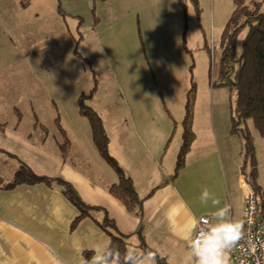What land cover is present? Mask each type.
Returning <instances> with one entry per match:
<instances>
[{"label": "crops", "instance_id": "0c3cea01", "mask_svg": "<svg viewBox=\"0 0 264 264\" xmlns=\"http://www.w3.org/2000/svg\"><path fill=\"white\" fill-rule=\"evenodd\" d=\"M42 1L33 0L28 8ZM125 1L128 5H123ZM134 1L136 4L133 0H120L115 6V0H96L98 20L92 11L94 0L60 3L68 17L80 19L85 12L92 14L96 28L104 22L109 25L105 31L95 33L99 48L106 50L111 61L109 73L123 93V109L118 110L115 105L117 110H112L107 104L91 106L103 119L111 155L132 177L144 200L142 219L110 193L109 188L118 176L99 153L88 119L74 110L75 113L62 118L71 121L63 122L70 141L66 158L60 148L62 135L53 139L43 123V127L34 123L31 130L16 131L22 153L33 151L27 161L15 146L0 144V264H85L98 244L110 241L93 218H84L72 227L80 211L60 185L41 182L6 187L20 161L38 174L68 180L86 201L106 208L119 229L131 235L125 248L141 251L136 233L142 229L149 247L169 264H191L183 237L197 228L200 215L211 214L227 204L231 218L244 224L243 138L231 133V119L223 113L222 117L216 115L211 97L197 96L193 126L196 138L184 166L174 175L191 87V69L182 54L187 15L177 0L161 3L164 17L160 32L163 31L165 45L153 47L160 53L155 68L147 61L148 44L142 30L144 47L134 33V15L146 5ZM18 2L21 8V0ZM41 7L33 11L37 17ZM50 7L49 13L64 17L58 12V0H50ZM161 54L166 60L162 72ZM173 60L186 65L182 72L171 74L166 69ZM99 91L98 88L92 97ZM205 187L220 200V205L214 206L211 200L207 205L201 202ZM94 214L99 221L103 219V211ZM231 264H235L233 255Z\"/></svg>", "mask_w": 264, "mask_h": 264}, {"label": "rangeland", "instance_id": "374dc122", "mask_svg": "<svg viewBox=\"0 0 264 264\" xmlns=\"http://www.w3.org/2000/svg\"><path fill=\"white\" fill-rule=\"evenodd\" d=\"M168 1L139 0L146 7H136L140 12L134 15V33L140 38L143 32L148 44V56H144L155 68L160 53L153 47L157 48L160 43L165 45L163 31L160 32L161 18L164 17L160 6ZM198 1V7L187 1L185 43L191 53L183 50L182 54L190 69L192 66L190 77L193 76L196 82L197 96L211 97L216 115L222 117L223 113L224 117L231 119L235 108V90L230 86H214L213 82H219L220 42L235 8L234 0ZM42 2L20 8L18 0H0V119L5 124V129L0 130V144L15 146L13 148L21 151L26 161L33 151L22 153L16 131L31 130L34 123L43 127V123L50 129L53 139L60 138L56 117L62 128L64 123L70 124V120L62 121V118L78 110L79 96L83 93L88 95L95 84L100 91L94 97H87L89 105L102 107L107 104L112 106V110H117V105L118 110L123 109V93L109 73L111 61L106 50L99 48L95 33L96 30L105 31L109 25L104 22L96 28L92 14L83 11L79 29L80 19L67 15L59 18L60 15L49 13L50 0ZM117 3L120 0H115V6ZM125 3L123 5H128L127 1ZM133 3L136 4V1L133 0ZM39 5L42 7L37 17L33 11ZM98 10H101L100 7ZM180 13L183 15L182 10ZM246 33L245 28L239 35L238 55ZM164 61L165 57L161 54V72L165 69ZM185 66L173 60L166 69L172 74L182 72ZM157 74L155 71V76ZM245 123L253 135L257 182L264 188V137L256 129L253 118L246 119Z\"/></svg>", "mask_w": 264, "mask_h": 264}, {"label": "trees", "instance_id": "16d2710c", "mask_svg": "<svg viewBox=\"0 0 264 264\" xmlns=\"http://www.w3.org/2000/svg\"><path fill=\"white\" fill-rule=\"evenodd\" d=\"M33 0H21L23 7H27ZM187 1L177 0L179 6L186 15ZM198 7V0H190ZM96 0L93 2L92 11L96 12ZM248 2V3H247ZM235 8L228 20L221 37V56L219 61V82H213L214 86H230L235 90V108L231 117V133L238 134L243 138V164L242 174L246 182L252 185L258 197L259 217L264 220V188L258 182V167L256 160V150L253 135L250 128L245 123L246 119L253 118L258 132L264 137V0H234ZM58 12L66 16L68 13L63 9L58 0ZM80 18V25L82 17ZM95 19L98 16L95 14ZM247 33L242 41V51L237 54L238 38L244 29ZM140 42L144 47L143 37L140 34ZM185 51L191 53L183 41ZM78 48V47H77ZM79 53V52H78ZM80 55V54H79ZM192 69V66H191ZM98 86L92 88L91 92L81 94L78 98V110L90 122L94 143L105 161L115 170L118 181L109 188L110 193L121 200L126 208L135 212L142 219L144 200L139 196L132 177L125 172L118 160L109 151V136L105 128L103 119L99 112L86 102L87 97H92ZM197 99V85L191 78V87L187 92L185 104V116L182 121L183 133L182 144L180 146L175 174L178 175L185 164L187 152L190 150L196 138L194 131L195 103ZM63 140L60 144L64 158L68 156L70 141L64 128L56 118ZM244 123V125H243ZM35 125H37L35 123ZM5 129V124L0 119V130ZM2 149L0 148V153ZM15 156V155H13ZM249 168V169H248ZM47 183L57 184L62 188L63 193L79 209L80 214L75 219L72 227H75L84 218H93L102 229L109 235L111 244L119 248L123 253L131 235L123 233L108 210L102 206L86 201L77 188L68 180L62 177H49L36 173L28 164L20 161L13 179L6 184L11 188L21 183ZM103 211L104 216L101 221L95 217V212ZM136 236L139 241L141 251H154L147 244L142 229L137 231ZM159 264H169L166 258L159 259Z\"/></svg>", "mask_w": 264, "mask_h": 264}, {"label": "clouds", "instance_id": "9594fccd", "mask_svg": "<svg viewBox=\"0 0 264 264\" xmlns=\"http://www.w3.org/2000/svg\"><path fill=\"white\" fill-rule=\"evenodd\" d=\"M200 200L203 204L211 200L214 206L220 205L214 193L205 187ZM199 226L183 237L187 242L191 264H231L236 251H255L257 244L246 234L244 224L231 218V209L225 204L218 207L209 217H201ZM264 248V241L258 242ZM94 255L85 264H158L163 259L157 251H139L127 248L123 253L111 241L98 244Z\"/></svg>", "mask_w": 264, "mask_h": 264}, {"label": "built area", "instance_id": "2783aa9c", "mask_svg": "<svg viewBox=\"0 0 264 264\" xmlns=\"http://www.w3.org/2000/svg\"><path fill=\"white\" fill-rule=\"evenodd\" d=\"M211 214L200 215L201 217H209ZM244 227L247 237L257 244L255 251H236L233 253L235 264H264V248L258 244L259 241H264V220L259 217L258 197L254 188L248 182H245L244 193Z\"/></svg>", "mask_w": 264, "mask_h": 264}]
</instances>
